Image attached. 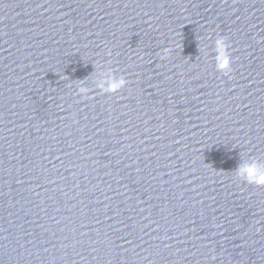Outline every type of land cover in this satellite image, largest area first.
<instances>
[{
    "label": "water",
    "instance_id": "water-1",
    "mask_svg": "<svg viewBox=\"0 0 264 264\" xmlns=\"http://www.w3.org/2000/svg\"><path fill=\"white\" fill-rule=\"evenodd\" d=\"M253 162L264 0H0V264H264Z\"/></svg>",
    "mask_w": 264,
    "mask_h": 264
},
{
    "label": "clouds",
    "instance_id": "clouds-1",
    "mask_svg": "<svg viewBox=\"0 0 264 264\" xmlns=\"http://www.w3.org/2000/svg\"><path fill=\"white\" fill-rule=\"evenodd\" d=\"M218 51L220 53V63L217 65L218 69L221 72H224L227 75L231 72V68L227 70L224 67V62L227 61L228 64H231V59L228 57V53L225 50V43L223 39L217 41ZM111 90L119 91L124 88L127 84L126 79L121 77L119 80H111ZM82 94H87V90L81 88L79 90ZM107 91V90H106ZM237 174L238 176L243 179L248 184H254L256 186H264V167H262L259 163L253 162L250 164L245 165H238L237 166Z\"/></svg>",
    "mask_w": 264,
    "mask_h": 264
}]
</instances>
